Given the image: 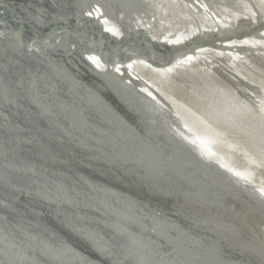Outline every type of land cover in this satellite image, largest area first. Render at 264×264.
<instances>
[{"label":"bare ground","instance_id":"obj_1","mask_svg":"<svg viewBox=\"0 0 264 264\" xmlns=\"http://www.w3.org/2000/svg\"><path fill=\"white\" fill-rule=\"evenodd\" d=\"M78 1L79 5L73 0H40L37 4L43 11L75 14L79 7L84 9L86 6L85 0ZM251 1L263 16V0H98L108 13L110 22L106 20L102 24L110 36L123 32L113 25L115 22H121L126 28L131 23L136 27L150 28L153 41L159 43L186 40L187 36L197 33L199 22L212 26L215 20L225 34L232 33L229 29L239 25V21L257 22L259 15ZM204 28L211 30L209 25ZM258 37L225 44L238 63L235 70L242 68L241 72L253 76L254 67L264 74V30ZM130 47L129 50L135 49ZM194 56L187 58L191 60ZM199 57L204 61L208 59V55ZM224 57L219 55L216 61H225ZM88 58L96 59L92 54ZM127 58L126 71L139 72L146 77L151 75L154 79L148 86L152 93L164 95L161 89L168 84L174 87L166 94L170 101L180 100L182 93L189 98L208 97L213 123L223 121L217 124L213 133L198 137L180 130H169L165 135L199 157L207 168L211 164L221 168L224 171L222 184L237 199L232 203L245 212L235 207L232 209L236 211L227 210L224 205H230L210 197L206 200L205 194L194 189L183 175L177 176L170 169L157 167L154 162L168 165V158L156 156L154 161L150 146L140 139L132 124L113 112L115 109L108 102L106 104L88 94L84 96L83 104H78L82 99L75 100V115L70 109L67 112L69 119L66 120L74 126L75 137L67 135L64 126H60L59 135L54 133L56 137L53 134L52 144H48L53 147L50 166L59 161V166L52 167L55 180L44 177L46 143L34 154V159L41 165L37 175L22 182V189L30 193L10 189L14 186L13 179L20 180L23 176L17 170H11V175L6 172L8 163L1 162L0 158V188L14 199H20V204L26 203L20 205L21 212L19 207L14 210L21 217L25 216L28 222H21L23 227L16 230L14 224L17 222H10L5 211L0 210V264H97L99 258L108 259L111 264H125L113 256H106L111 255L109 251L107 253L111 248L124 254L130 264H264V130L258 125L245 126L241 120L235 119L239 117L238 101L234 97L226 98V92L217 88H222L220 80L210 74V67L205 69L208 63L191 65L192 72L184 75L180 67L186 63L185 57L182 64L179 62L167 68L172 73L167 76L162 69H150L143 65V61ZM197 67L201 70H196ZM83 70L87 71L86 68ZM96 71L101 75L105 70ZM70 76L66 74L62 78L69 82L68 85L72 82ZM74 80L78 88L71 87V91H80V80ZM229 115V122L221 120ZM65 141H69L68 147L61 146L66 144ZM57 149L61 151L60 156L54 154ZM91 165H98L100 177L95 176V186L90 185V181L82 182L81 189L75 183L77 173L90 176ZM63 171L66 176L61 174ZM40 175L45 178L43 183ZM63 184L73 192H61ZM117 185L128 195L126 198L116 189ZM122 198L128 203L123 207L124 211L115 203V200L125 201ZM164 199L172 200L175 205L168 207ZM15 204L19 206L16 200ZM91 204L97 211L91 209L90 215ZM26 206L31 213L25 211ZM183 210H186L185 214H182ZM90 216L95 222H91ZM43 218L52 224L46 225ZM34 225H40L41 239L45 243L31 237ZM78 236L86 240V245L77 240ZM102 248H106L103 254L99 252ZM108 260L106 262L110 264Z\"/></svg>","mask_w":264,"mask_h":264},{"label":"water","instance_id":"obj_2","mask_svg":"<svg viewBox=\"0 0 264 264\" xmlns=\"http://www.w3.org/2000/svg\"><path fill=\"white\" fill-rule=\"evenodd\" d=\"M73 2L80 4L78 0H73ZM85 2L84 9L79 7L77 13L70 14L43 11L37 4L40 0H0V158L1 162L7 161L8 163L5 167L6 172L10 174L11 170H17L23 176L20 180L15 177L14 186H10V189H20L22 193L28 192L22 189V186L23 183L37 175L38 167L41 165L34 159V154L36 149L42 148L44 143L47 147L43 155L47 158L43 166L46 173L44 177L54 179L52 167L57 166L59 161L52 162L50 166L49 159L53 158L51 155L53 147H48V144H52L54 133L59 135L60 126H64L63 130L67 135L75 137L74 126H70L71 122L66 120L69 119L67 112L70 109L75 115V100L82 99L78 104H83L85 103L84 96L90 94V96L94 95L105 101L106 104L108 102L115 109L113 112L128 124H132L139 132L140 139L150 146L154 161L156 156L159 159L168 158V165L160 161L154 162L157 167L161 170L170 169L173 173L176 172L177 176L183 175L194 189L205 194L206 200L210 197L220 203L230 205L229 207L224 205L227 210L236 211L232 209L235 207L238 211L245 212V209L238 208L232 203L237 199L222 184L221 175L224 171L221 168L214 164L207 168L202 165L199 157L187 152L179 143L167 139L165 135L169 130L173 132L180 130L198 137L213 133L217 124L223 121L217 120L218 123H213L208 97L189 98L188 95L179 93L180 100L170 101L166 94L171 93L174 87L166 84L161 89L165 96L157 95L148 91L150 81L154 80L150 77L151 75L142 76L139 72L134 73L128 69L126 71L125 68L127 59H129L127 57H131L130 61H143L144 66L150 69H162L167 72L168 76L172 73H169L170 69L167 68L181 62L186 57V63L180 69L183 70L184 75H188L189 71L192 72L191 65L197 66L206 62L208 64L205 65L207 66L205 69L210 67V74L220 80L218 81L222 88H217L226 92V98L234 97L238 101L239 117L235 119L241 120L245 126L258 125L260 126L258 128L264 130V78L258 79L256 76L264 77V74L254 67L253 76L244 71L241 72L242 68L235 70L234 67L235 65L238 67V63L225 45L228 41L259 38L258 36L264 30V15L262 16L263 13L260 12L258 6L254 1L250 2L259 15L257 22L239 21L237 22L239 25L229 29L233 31L232 33L225 34L224 29L213 20V27L210 23L202 25L199 22V30H195L197 33L187 36L186 40L179 39L176 43H159L153 41L150 28L136 27L131 23L128 24V29L121 22H115L113 25L123 32L120 35L110 36L102 24V21H110L103 4L98 0H85ZM208 25L211 30L204 28ZM130 46L135 49L129 50ZM90 54L96 59H89ZM192 54H195L194 58L188 59L187 57ZM199 55H208V59L201 60ZM219 55L225 56V61L217 62L216 58ZM250 61L253 62V59L250 58ZM259 65L256 67L259 68ZM85 68L87 71L83 70ZM197 68L196 70H201L200 67ZM96 70H105L107 74H104V71L101 76ZM75 73L80 76L75 77L73 75ZM66 74L72 76H70L71 85L62 80ZM189 75L192 74L189 73ZM74 79L80 80V91H71V87L78 88ZM57 108H60L59 111ZM221 120L229 122L230 115L221 117ZM55 134L54 137H56ZM65 142L66 146L61 144L62 147H68L69 141ZM60 153L61 151L58 150L54 154L60 156ZM70 160L68 158L69 162ZM91 168L90 176L81 172L77 173L75 183L79 184V188L82 189L81 183L84 181L87 183L90 181V185L95 186L96 179L94 178L95 176L100 177L101 172L98 165ZM64 173L63 171L61 174ZM40 177L43 183L45 178L41 175ZM236 181L240 182L239 179ZM6 183L9 184L11 181H6ZM116 189L121 194L123 192L122 196L126 198L127 194L123 189L119 186ZM64 191L69 193L73 192V189L63 184L61 192ZM13 197L9 192L0 188V210L5 211L10 222H17V226L14 224L17 230L23 227L21 222L24 224L28 222L25 216L21 217L22 215L14 210V207L15 209L19 207L21 212L20 205H26V203L20 204V199ZM122 199L125 201L115 200L121 211L128 204L126 199ZM15 200L18 201L19 206L15 204ZM164 200L168 207L175 205L172 200ZM26 208L27 210H24L31 213L30 208L27 206ZM91 209L96 210L92 204ZM185 212L186 210H183L182 214ZM91 213L92 210L90 215ZM202 219L205 220L204 217ZM43 220L47 222L46 225L52 224L48 219L43 218ZM90 220L95 222L93 216H90ZM38 226L34 225L31 228V237L38 239V242L45 243L46 241L41 239L43 234H40V225ZM77 240L85 242L84 245H86V240L80 236ZM105 249L102 248L99 252L103 254ZM107 253L108 255L105 254L107 257L113 256L125 264L131 263L124 254L116 252L115 249L111 248L107 250ZM105 255H103L104 258H107ZM107 260L99 258L95 263L108 264Z\"/></svg>","mask_w":264,"mask_h":264},{"label":"rangeland","instance_id":"obj_3","mask_svg":"<svg viewBox=\"0 0 264 264\" xmlns=\"http://www.w3.org/2000/svg\"><path fill=\"white\" fill-rule=\"evenodd\" d=\"M263 1H264V0H263ZM263 3H264V2H263ZM107 22H110V21L107 20Z\"/></svg>","mask_w":264,"mask_h":264}]
</instances>
